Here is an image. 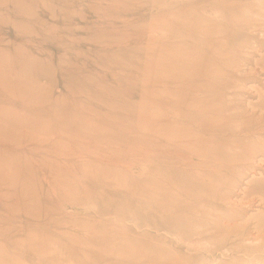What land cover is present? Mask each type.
I'll list each match as a JSON object with an SVG mask.
<instances>
[{"label":"rangeland","instance_id":"obj_1","mask_svg":"<svg viewBox=\"0 0 264 264\" xmlns=\"http://www.w3.org/2000/svg\"><path fill=\"white\" fill-rule=\"evenodd\" d=\"M262 63L264 0H0V264H264Z\"/></svg>","mask_w":264,"mask_h":264},{"label":"bare ground","instance_id":"obj_2","mask_svg":"<svg viewBox=\"0 0 264 264\" xmlns=\"http://www.w3.org/2000/svg\"><path fill=\"white\" fill-rule=\"evenodd\" d=\"M232 67H234V66H232ZM261 69L264 71V63L261 64ZM258 99H260V101L258 100V103H257L256 106L254 105V108H259V113L263 114L264 113V97H261V95L258 94ZM216 110H218V109H216ZM214 112L218 114L219 110L218 111H214ZM234 114H235V112H234ZM230 115H231V113H230ZM231 117L234 118V116H231ZM233 130H234V132H239V133H248V132H252L253 131L252 128L247 126V125L242 126V127L240 125H236ZM257 136H258L259 139L264 137L262 135V133L257 134ZM258 138H256V139H258ZM241 145H242V150L243 151L238 154L239 156L237 154H232L233 156L235 155V157H238V158H246V157L250 156V154L252 152H260V155L264 156V138H263V140H259V142L258 141L253 142V146H252L251 143L249 145H247L246 141L244 142V144H241ZM232 147H235L234 144H232L230 149H232ZM257 227L260 230H261V228L264 227V219L257 225Z\"/></svg>","mask_w":264,"mask_h":264}]
</instances>
